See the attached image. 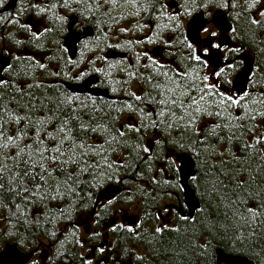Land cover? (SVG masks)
Instances as JSON below:
<instances>
[{"label":"trees","instance_id":"16d2710c","mask_svg":"<svg viewBox=\"0 0 264 264\" xmlns=\"http://www.w3.org/2000/svg\"><path fill=\"white\" fill-rule=\"evenodd\" d=\"M9 1L0 0V11ZM89 3L28 0L0 13V52L11 59L0 83V251L5 243L24 253L39 247L28 264H88L86 244L95 237L90 230L83 240L78 219L90 214L96 194L109 183L122 189L112 206L140 203L138 227L115 232L117 240L134 245L121 247V255L142 246L137 264H215L216 249L264 264V141L258 142L264 117L257 115L264 113V0L208 2L209 9L226 12L237 45L226 52L223 72L212 75L211 84L231 87L247 55L253 63L249 96L234 95L239 104L230 106L211 88L209 130L171 143L195 163L191 187L200 207L191 219L159 233L158 202L178 185L162 188L151 163L158 158L144 151L143 136L119 130L121 104L72 97L55 82L64 15L86 9L108 15ZM179 5L186 16L202 10L187 0ZM104 29L110 28L100 23V33ZM165 125L172 127L171 121Z\"/></svg>","mask_w":264,"mask_h":264},{"label":"flooded vegetation","instance_id":"af4514ba","mask_svg":"<svg viewBox=\"0 0 264 264\" xmlns=\"http://www.w3.org/2000/svg\"><path fill=\"white\" fill-rule=\"evenodd\" d=\"M89 1L90 5L97 3V6L101 5V7L107 9L108 15L100 16L96 12L91 13L92 10L89 9L64 15L67 23L64 37L67 33L70 17H74L76 20L73 27L76 33H81L86 28H90L92 31L90 32L91 36L80 37L76 44L75 57L72 60H69L66 49L63 47L62 65L58 71L59 78L55 82H59L66 94L72 97L90 99V101H110L122 105L123 111L120 116L121 121L118 124L119 130H136L143 136L142 146L144 148L149 147L148 154H155L154 158H158V160L152 159L151 163L156 170V174L162 180V188L170 187L174 183L178 185L175 191L164 192V197L158 202L159 208H157L159 211L158 228H173L179 220L185 221L191 218H188L183 205L182 189L179 185L177 171L179 157L184 153L178 152L175 147L171 146L170 142L177 140L179 135H189L194 134L195 131L209 130L210 122L207 117L210 109L208 104L210 90L208 85H211L212 75L209 76L207 84L203 81V77L209 75L212 71L218 72L221 68H224L226 65L224 60L226 52L236 47L221 46L220 33L211 23L205 26L208 29L207 33L200 32L202 40L213 39L210 47H206L202 43L198 47L193 46L187 40L186 26L191 18L196 13L203 12L204 17L210 21L212 13L217 10V8L209 9V0H195V2L187 0L190 6L201 5L200 7H202V10L193 12L190 16L183 15L180 11L179 3L183 0H128V2L114 0V3H106L105 0ZM161 5L164 7L161 8ZM117 12L119 15H116ZM169 16L175 18L168 19ZM100 23H106L111 30L104 29L100 33ZM113 23L114 25L111 28L110 25ZM121 29H124V31H121ZM212 32H215L216 35L212 36ZM227 36L232 41L231 35L228 34ZM189 45H191V48ZM212 45H217V47H212ZM109 51L123 53L125 57L123 59H107L106 54ZM205 51H207V55H204ZM193 54L200 56L199 62L191 59ZM150 56L159 63L164 64L165 71L172 70L168 71V76L175 81V84L160 75L161 69L151 64L148 59ZM205 65L207 66L205 67ZM177 71L181 73L180 76H176ZM92 77H96L97 82L90 85L89 89L107 91L109 96L112 97L110 100L93 97L88 93L75 95L67 92L66 84L80 85ZM149 81L152 83L150 84ZM213 83L216 84L215 90L220 92L223 90L225 94L235 95L232 84L231 87L226 88L218 84L216 80ZM155 84H159V87H153ZM182 90L186 91L187 95L181 98L179 106L173 107L171 110L155 103V99L175 98V96H179ZM146 92H152V97H147ZM161 92L164 93L163 96H159ZM136 95H140L142 101L147 100L148 102L137 101L135 99ZM189 97H194L199 103L201 114L194 111L197 105L188 106L190 103ZM161 108L165 112L164 117L155 115ZM149 112L154 114L149 115ZM205 115L206 119L203 118ZM190 116L195 117L196 124L192 130H187L183 126L187 125ZM202 118L204 120H201ZM154 120L158 125L157 127L152 126ZM169 121H171L172 127L165 125ZM166 134L172 136L166 137ZM155 139H159L161 143L156 144ZM182 141L180 140L181 144H183ZM191 180L189 181L190 187ZM109 187H117L116 194L109 199L97 201L99 192ZM121 190L117 185L106 183L96 194L92 211L89 214L90 218H88L91 233L95 237L89 245V241L86 244L89 253L86 255L85 261L88 264H137L136 259L142 257L137 255L139 250L142 252V246L132 251L126 250V254L121 255V247L134 245L130 240H117L115 232L116 230L129 232V228L135 230L142 212L139 202L132 203L137 205V214L131 217L123 213L122 210L130 209L131 206L128 205L132 204L112 206L108 203L109 200L113 201ZM101 214L102 218L96 222L95 216ZM118 214L121 216L120 219H118ZM100 249H103V252ZM37 252H39V249ZM41 261H45V259H41Z\"/></svg>","mask_w":264,"mask_h":264},{"label":"water","instance_id":"95a60500","mask_svg":"<svg viewBox=\"0 0 264 264\" xmlns=\"http://www.w3.org/2000/svg\"><path fill=\"white\" fill-rule=\"evenodd\" d=\"M19 1H28V0H10L5 4V6L0 11L1 14L5 12L12 11L16 4ZM76 20L74 17H70L69 23L67 25V33L63 39V47L66 49L67 55L69 58H74L76 54V44L79 41L80 37H85L90 35V29L86 28L81 33H76L73 29ZM211 23L214 28L220 33V44L221 46L232 47L233 42L229 39L227 34H229L231 30V25L229 23L227 14L218 9L212 13L210 21H208L203 12L196 13L190 20V22L186 26V38L193 46H199L201 43L206 47H210L213 39H201L200 26L205 27L207 24ZM125 54L119 53L116 51H109L106 54L107 59H123ZM10 57L5 56L0 52V83L3 80V72L4 69H7L10 65ZM253 64L246 63L236 74L233 81V92L237 95H242L243 92L247 90V81L252 73ZM97 82L96 77H92L86 80L84 83L77 84H66V89L68 93L75 95H83L90 94L93 97H107L106 91L101 90H90L89 86L94 85ZM179 185L182 189V199L183 205L186 209L188 218H192L195 212L199 209L200 203L198 198L196 197L195 191L189 186V181L191 178L195 176V163L192 157L184 153L179 157V166L177 168ZM118 191L117 187H109L101 192H99L97 196V201L102 199L111 198ZM181 211V209H179ZM35 251L24 254L19 251L12 244H5L2 250L0 251V264H28L31 260V257ZM215 259L216 264H255L252 260L242 257L229 255L223 252L220 249H216L215 251Z\"/></svg>","mask_w":264,"mask_h":264},{"label":"snow or ice","instance_id":"6c2138e0","mask_svg":"<svg viewBox=\"0 0 264 264\" xmlns=\"http://www.w3.org/2000/svg\"><path fill=\"white\" fill-rule=\"evenodd\" d=\"M105 2H106V3H109V2L114 3V0H105ZM125 2H128V0H125ZM193 2H195V0H193ZM257 2H258V0H257ZM65 6H66V5H65ZM163 7H164V6L161 5V8H163ZM260 15H261L262 17H264V11H261V12H260ZM174 18H175L174 16H169V17H168V19H174ZM251 23H252L253 25H255V24L258 23V21H256L255 19H253V20L251 21ZM177 27H179V25H177ZM200 29H201L203 32H205V33L208 32V29L205 28V27H203L202 25L200 26ZM121 31H124V29H121ZM211 35H212V36H215L216 33H215V32H212ZM189 47L191 48V45H189ZM212 47H217V45H212ZM204 55H207V51H205ZM148 59L151 61V64H152L153 66H155V67L161 69L160 75H163V76L166 77L168 80H171L173 84H175V81L172 80V78H171L170 76H168V71H172L171 69L165 71V70H164V69H165V65H164V64L159 63L157 60L153 59L151 56L148 57ZM191 59H192V60H196L197 62H199V61H200V56L197 55V54H193V55H191ZM206 66H207V65H205V67H206ZM9 67H10V66H9ZM41 67H43V66L41 65ZM4 70H6V69H4ZM222 72H223V68H221L218 72H217V71H212V72L209 73V75H205V76L203 77V81L205 82V84H207V81L209 80V76H210V75H215V76L218 77V76L220 75V73H222ZM180 75H181V73H180L179 71H177V72H176V76H180ZM149 83L151 84L152 82L149 81ZM153 87H157V88H158V87H159V84H155V85H153ZM215 87H216V84H215V83H213V84H211V85H208L209 90H210L211 88H215ZM173 94H174V90H173ZM152 95H153L152 92H146V96H147V97H152ZM163 95H164L163 92L159 93V96H163ZM174 95H175V94H174ZM186 95H187V92L182 90V91L180 92L179 96H175V98H171V99H170V98L155 99V103H156V104H159V105H162L164 108H168L169 110H171L173 107L179 106L180 103H181V98L184 97V96H186ZM220 95H221V101H220L221 104L225 103L226 101H229V102H230V106H238L239 101H238L233 95H231L230 93L225 94V93L223 92V90H221ZM247 96H249V93L245 91V92H243V95L241 96V99H243L244 97H247ZM135 99H136L137 101H142V97H141L140 95H136V96H135ZM201 99H203V97H201ZM189 101H190V103H189L188 106L190 107V106L193 105V104L197 105V107L195 108L194 111H195L197 114H201V109H200L199 103L196 101V99H195L194 97H189ZM142 102L147 103L148 101H147V100H143ZM148 114H149V115H153L154 113L149 112ZM155 115H158L159 117H164L165 112H164L163 108L159 109V110L157 111V113H155ZM257 115H258V116H261V117H264V113H257ZM238 118H239V117H238ZM252 119L255 120L256 117L253 116ZM195 124H196V119H195V117H194V116H190L189 122L187 123V125H184L183 127H185L187 130H192V129L195 127ZM142 126L146 127V125H143V124H142ZM152 126H153V127H157V126H158L155 120L153 121ZM168 127H171V125H168ZM120 135L123 136L124 133L121 131V132H120ZM197 135H198V133H197ZM261 141H264V133H261V135H260V141H258V142H261ZM155 143L159 145V144L161 143V141H160L159 139H155ZM170 143L175 144L176 142H175V141H171ZM180 147H183V145H180ZM144 151H145V152H149V151H150V148H149V147H145V148H144ZM62 155H63V152H61V156H62ZM41 171H44V170L41 169ZM108 179H111V176H110V175L108 176ZM193 179H195V177H193ZM108 203H109V204H112L113 201H112V200H109ZM137 227H138V225H137ZM113 230H115V229H113ZM128 231L131 232V231H132V228H129ZM160 231H161L160 228H157V229H156V232H157V233H159ZM100 251L103 252V249H100Z\"/></svg>","mask_w":264,"mask_h":264},{"label":"rangeland","instance_id":"374dc122","mask_svg":"<svg viewBox=\"0 0 264 264\" xmlns=\"http://www.w3.org/2000/svg\"><path fill=\"white\" fill-rule=\"evenodd\" d=\"M113 25H114V23L111 24L110 27L112 28ZM123 26H124V25H123ZM123 26H122V28H123ZM211 28L213 29L212 26H211ZM211 28H210V29H211ZM109 30H111V29H109ZM109 30H108V31H109ZM241 56H242V55H241ZM243 60L245 61L244 64L249 63V62L252 63V59L250 58V56L245 55ZM260 127H261L262 130L264 131V123H262V124L260 125ZM176 163H177V161H176ZM128 206H131V208H130V209H129V208H126V209L122 210V212H123V213H126L129 217H131V216H135V215L137 214V209H136L137 205L132 204V205H128ZM88 218H90L89 214H88V215L81 216V218L78 219L79 227H80V230H81V236H82L83 240H84L86 234L90 231V224L88 223V222H89V221H88ZM120 218H121V216H120V214H118V219H120ZM43 249H44V247L41 248V251H42ZM39 250H40V249H39ZM88 253H89V250L87 249V250L85 251V255L88 254ZM138 253H139V254H142V252H140V251H139ZM41 254H42V253H41ZM36 260L39 261V262H41V259H39L38 257H37Z\"/></svg>","mask_w":264,"mask_h":264},{"label":"bare ground","instance_id":"6f19581e","mask_svg":"<svg viewBox=\"0 0 264 264\" xmlns=\"http://www.w3.org/2000/svg\"><path fill=\"white\" fill-rule=\"evenodd\" d=\"M6 4V3H5ZM11 19V18H10ZM229 23H230V25H231V30H230V32H229V34L230 35H232V31H233V26H232V23L229 21ZM90 29V28H89ZM92 30L90 29V32H91ZM21 35V34H20ZM19 35V36H20ZM90 36H91V34H90ZM34 55V54H33ZM69 58V57H68ZM73 59V58H72ZM71 58H69V60H72ZM98 90H100V89H98ZM102 91V90H101ZM105 91V90H104ZM107 92V91H106ZM98 98H105V99H108V100H110L112 97H110L109 96V94L107 93V97H104V96H102V97H98ZM157 212L159 213V211H158V209H157ZM5 244H7V243H5ZM4 244V245H5ZM9 244H11V243H9ZM4 245H3V247H4ZM13 245V244H12ZM15 246V245H14ZM2 247V248H3ZM16 247V246H15ZM17 248V247H16ZM18 249V248H17ZM39 249V247H37L36 249H34V250H32V251H35L34 253H33V255H32V257H31V259H33L34 258V256L36 255V253H37V250ZM2 250V249H1ZM19 250V249H18ZM20 251V250H19ZM32 251H30V252H32ZM22 252V251H21ZM29 252V253H30ZM22 253H24V252H22ZM24 254H27V253H24Z\"/></svg>","mask_w":264,"mask_h":264}]
</instances>
